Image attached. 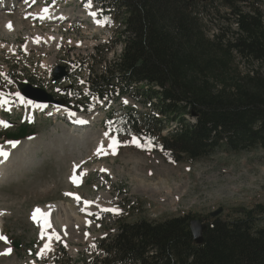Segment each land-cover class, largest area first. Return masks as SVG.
<instances>
[{"label":"rangeland","instance_id":"374dc122","mask_svg":"<svg viewBox=\"0 0 264 264\" xmlns=\"http://www.w3.org/2000/svg\"><path fill=\"white\" fill-rule=\"evenodd\" d=\"M22 1L3 0V4L0 1V13L9 19L0 21V85L9 92L7 98L0 95V99L8 101L0 104V121L10 125L0 126V132L24 127V135L16 144L27 137L32 139L27 148L15 152L0 169V235L8 241H0V253L11 249L10 254L0 255V264H53L56 256L62 261L68 257L76 264H83L93 254L96 240L115 227L114 217L128 222L141 218L160 221L191 213L193 219L205 222V216L214 210L222 211L226 217L233 208L264 202V148L239 152L218 150L201 159L175 161L151 147L132 144L134 137L141 145L147 143L136 135L118 134L110 121L121 102L85 97V75L91 65L89 60L81 58L94 52L91 45L102 42L112 32L88 26L72 28L67 34V23L52 21L48 23L51 26H40L35 21L32 24L25 15H29L27 12L34 7V2L28 5V0ZM261 1L264 20V0ZM66 8L73 15H80L77 0ZM216 17L209 15L205 25L208 34L218 23ZM9 22L12 30L6 27ZM45 32H52L57 38L66 35L80 38L83 46L71 48L67 44L64 51L57 52L53 43L45 53L39 42L31 40L34 36L40 40ZM120 51V45L116 44L99 57L108 62ZM55 65L64 67L68 79L52 83ZM102 66L98 60L96 66L93 64L95 70ZM230 69L235 75L248 70L239 57L234 58ZM259 71L264 75V68ZM21 81L56 97H66L74 105L83 103L82 109L86 107V110L79 114L90 123L72 127L66 118H55L49 110L50 115L37 112V105L25 99L22 103V97L15 95L19 93L16 85ZM122 103L145 111L127 96L122 98ZM52 107L56 106H49ZM61 111L66 110L59 108L58 112ZM168 125L176 124L171 121ZM113 138L119 142L115 154L109 147ZM0 142L8 147L11 141L0 137ZM101 144L107 154L97 155ZM73 164L78 165L74 171ZM74 174L81 175L78 186L70 179ZM68 191L81 199L68 197ZM85 201L93 203L86 205ZM36 207L50 213L52 227L46 230L48 235L55 231L60 237L59 240L52 238L51 250L43 255L38 253L49 240L47 235L44 239L37 235V225L31 220V210Z\"/></svg>","mask_w":264,"mask_h":264},{"label":"trees","instance_id":"16d2710c","mask_svg":"<svg viewBox=\"0 0 264 264\" xmlns=\"http://www.w3.org/2000/svg\"><path fill=\"white\" fill-rule=\"evenodd\" d=\"M97 1L122 16L114 41L122 48L102 70L91 66L90 91L107 101L127 96L145 108L120 105L111 119L121 135L151 138L153 150L175 161L264 148L261 0ZM211 13L218 23L208 34ZM235 57L248 69L243 74L230 72ZM192 219L191 213L160 221L114 217L115 227L83 264H264V202L233 208L226 217L208 213L201 243L194 242ZM66 258L56 256L53 264H76Z\"/></svg>","mask_w":264,"mask_h":264},{"label":"snow or ice","instance_id":"6c2138e0","mask_svg":"<svg viewBox=\"0 0 264 264\" xmlns=\"http://www.w3.org/2000/svg\"><path fill=\"white\" fill-rule=\"evenodd\" d=\"M33 2H35V0H33ZM88 7H91V0H89V3L87 5ZM44 12H47V8H45L43 10ZM91 15L93 17H96L97 16V12L93 11L91 13ZM111 21L108 19V18H105L104 20H96V23L100 26H104V24L106 23H110ZM6 27L9 29V30H12L13 26L11 24V22H9ZM38 42V41H37ZM17 97H19V93H16L15 94ZM21 99V102L24 103L23 101V98H20ZM8 101L7 100H2L0 99V104H7ZM28 103H31L30 101ZM125 103H127V101H125ZM39 107V106H38ZM0 126H3V127H10V125L8 124V122L6 121H0ZM107 135V133L105 134ZM132 144H135L137 147H150L151 146V138H149L147 144L145 145H141L139 140L137 138H133L132 141H131ZM119 144V142L117 140H115V138L112 139V143L111 145H109V147L113 148V153L112 154H115V147ZM12 147H16V144L13 143L12 144ZM97 155H100V154H107L103 144H101L99 146V148L97 149ZM8 153L7 152H4V151H0V156H4V157H7ZM103 171H106V170H103ZM70 179L72 180V182L74 184H77V186L79 185V183L81 182L77 177L76 175L74 174L72 177H70ZM66 195H72L71 193H68ZM75 199H77L78 201L81 199L80 197H75ZM86 205L87 204H91L93 202L91 201H85L84 202ZM82 211H84L85 209H81ZM104 211H112V212H116L118 213L119 210L118 209H105ZM2 214V213H0ZM49 216H50V213L49 212H44L42 209L40 208H36L33 210V213H32V216H31V219L36 222L42 229L41 231V239H44V237L47 235L48 236V240H49V243H46L44 245V248L41 250L40 253H38V255H43L46 251L48 250H51V243L50 241L52 240L53 237H55V239L59 240L60 237L58 234L55 233V231H53L51 233V235H48L47 233V229L51 228L52 225H51V222L49 220ZM0 241H4L5 243H7V238L0 235ZM11 253V249H7L6 252L4 253H0V255H8Z\"/></svg>","mask_w":264,"mask_h":264},{"label":"water","instance_id":"95a60500","mask_svg":"<svg viewBox=\"0 0 264 264\" xmlns=\"http://www.w3.org/2000/svg\"><path fill=\"white\" fill-rule=\"evenodd\" d=\"M64 75V67L56 66L53 71V77L55 80L61 78ZM18 89L28 98L35 100L37 102H49L54 104L63 105L65 100L63 98L55 99L52 94L46 92L45 90L37 87H33L26 81L18 83ZM207 225L201 222L200 219H192L190 221V230L193 234V239L195 243L203 242L202 232L206 229Z\"/></svg>","mask_w":264,"mask_h":264},{"label":"bare ground","instance_id":"6f19581e","mask_svg":"<svg viewBox=\"0 0 264 264\" xmlns=\"http://www.w3.org/2000/svg\"><path fill=\"white\" fill-rule=\"evenodd\" d=\"M25 2V1H24ZM20 7V6H19ZM23 8V7H22ZM1 10V9H0ZM57 13H59V15L58 16H56V18H55V14H57ZM29 15H32V16H36L37 15V12H35V13H30ZM6 16L4 15V13H0V21L1 22H3V20H7V21H9V19H6V18H8V17H6ZM46 17L48 18V19H51V20H53V19H61V20H64V19H67V18H69V16L67 15V14H64V13H61V12H53V11H50L47 15H46ZM6 21V22H7ZM4 28V27H3ZM8 31V30H7ZM42 37V36H41ZM60 41V39L58 40V42ZM39 106V107H38ZM37 107H38V111H41V110H43V109H45L46 107H47V104H39V105H37ZM49 108V107H48ZM49 111H50V114L51 115H57V114H60L58 111H59V108L56 106V107H52V108H49ZM82 117V116H81ZM83 118V117H82ZM85 120H87V119H85ZM89 120V119H88ZM70 121H72V120H70ZM73 121H76V120H73ZM89 122H90V120H89ZM83 128V127H82ZM31 138H26L25 140H23L22 142H20V143H18L17 145H16V147L14 148V150H13V148H11V147H6V151H7V153H8V155H7V157H4V156H0V169H3L4 167H3V165H5L4 164V162L5 161H7V162H9L10 160H11V158H12V156L14 155V153L15 152H17V151H21V150H23L24 148H27L28 147V145H30V142H31ZM13 142V141H12ZM9 144V143H8ZM11 144V143H10ZM9 144V145H10ZM7 146V145H6ZM11 146V145H10ZM23 152V151H22ZM2 165V166H1ZM5 172V171H4ZM6 173H7V170H6ZM56 241V240H55Z\"/></svg>","mask_w":264,"mask_h":264}]
</instances>
